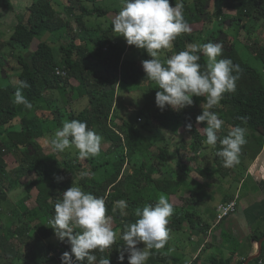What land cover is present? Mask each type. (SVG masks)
<instances>
[{
    "label": "trees",
    "instance_id": "16d2710c",
    "mask_svg": "<svg viewBox=\"0 0 264 264\" xmlns=\"http://www.w3.org/2000/svg\"><path fill=\"white\" fill-rule=\"evenodd\" d=\"M0 1L3 5L13 8L9 0ZM99 1L32 0L26 12L17 15L18 22L4 45L10 47L7 53L10 59L13 58L11 48H22L29 52L17 55L16 64H12L9 58L5 61L6 64L0 58L1 72L4 71L7 77L6 81L0 77V140L2 141L0 204L1 194L11 191L12 188L17 189L18 185L22 186L23 191L28 192L27 187L34 181L23 182V178L31 173L36 174L35 182L38 185L43 182L47 184L51 199L40 191L36 198L37 206L33 209L24 212L16 208L12 210L11 212H14L12 220L10 218L7 227L12 230L9 234H3L5 226L0 220V264H16L17 261L20 262L19 264H61V255L66 251L70 252V244L61 247L60 241L49 240L47 243L46 239L55 235L49 223L54 216L55 203L61 199V193L72 184L104 198L106 216L117 223L113 228L117 233V239L111 248L105 249L104 252L94 250V254L98 260L108 257L111 264H121L118 257L125 248L124 241L120 239L123 222H135L137 219L134 215L135 209L145 204L154 205L161 195L166 196L171 202L170 193L164 192L159 187L153 190V186L162 179L177 182L176 175L179 174L176 168H173L171 173L164 170L163 164L171 161L168 145H161V152L156 158L151 153L149 156H143V152L149 150L154 143L153 140L148 139L143 129L153 132L154 129L165 128L181 138L184 136L177 150L179 153L181 146L186 148L188 146V150L196 155L190 157L191 160L197 159L200 153L203 155L205 149H210L217 163L213 167V174L222 177L230 173V168L224 170L226 167L223 166L222 158L216 156V152L221 147L219 137L215 148L205 144L203 127L207 124L196 121V117L202 114L201 104L204 98L193 97V105L179 111L170 107H165L161 111L155 104L158 86L147 79L141 64V61L148 58H137L134 45H128L126 48V40L113 31L111 23L104 22L102 27L93 22L92 18L95 14L98 15L97 17H107L110 12L106 6L99 4ZM180 2L181 0H169L170 6ZM182 2L183 15L191 27V32L178 35L172 42L171 49H162L161 59L166 60L191 44H203L209 41L222 43V54L219 59L229 58L234 64L240 65L243 71L236 82V90L224 93L219 104L212 111L218 113L226 126L239 125L246 128L251 139L256 141L258 145L256 148L259 147V151L264 150V84L258 70L241 57L237 48L239 36L235 34L241 26L245 29L250 28L249 36L256 34L260 22H264V0H239V4L236 5L239 8L236 15L225 14L226 0H182ZM227 24L230 29L225 28ZM197 25H202V29L197 31ZM97 27H101L98 29L99 33L89 34V37L84 34ZM76 29L84 32L83 36H79ZM36 39L39 41L33 47ZM247 47L250 46L247 44ZM129 49L133 51L132 57H127ZM251 49L255 50L253 53L264 63V45L258 47L254 45ZM199 63L205 65L206 57L201 55ZM57 68H61L66 74H58ZM72 78H76L80 84L73 85ZM22 80L30 85L22 92L32 103L31 110L13 103L14 92ZM118 86L128 87V92L134 97V103L139 107L136 113V122L139 125L130 118L120 120L115 104L117 91L120 89ZM70 87L73 89L72 96L76 104L72 100L67 103L65 101L64 97L70 95ZM48 91L59 93L56 98L48 97L46 94ZM37 103L43 107L41 105L36 107ZM39 108L43 109V112L44 109L49 110L50 113L39 114ZM64 117L85 121L89 128L94 131L100 129L111 139L117 134L122 136L123 133L124 140L120 137L114 143L119 159L113 160L109 155H104L101 160L99 157L102 155V149L98 156L85 158L87 161L85 164L81 158H78L77 151L72 148L70 151L65 150L61 159L60 156L57 157L59 154H47L40 139L50 137L56 129L62 127ZM115 120L118 122L114 126ZM155 121L157 126L154 128ZM187 123L193 125L191 131L185 129ZM186 137L190 138V143L186 142ZM123 141L129 150L128 155L118 151ZM254 151L249 147L242 148L239 163L234 168L239 166L243 172L248 170L251 158L254 160L256 156ZM15 152L17 166H9L8 156L15 155ZM187 159H179L182 165L179 164V167L185 171L190 168L185 165ZM129 165V169L124 170ZM82 172L89 174L82 176ZM56 177L63 179L57 180ZM144 178L150 183L146 188L142 186ZM112 189L116 193L109 194ZM145 189L149 193L148 196L144 194ZM30 196L29 193L28 198ZM125 198L129 199L127 209L130 213L122 217L119 210L113 213L112 207L115 201ZM187 200L189 201L182 205L171 202L174 213L169 217L167 225L170 229L169 239L162 248L151 250L150 257L154 258V264L185 263L172 246L175 244L183 250V246L179 244L182 236L177 234L189 230L190 242H193L191 239L193 233L200 240L208 238L212 224L191 205L192 198ZM228 201L230 199L225 202ZM223 235L227 244L232 234L227 232ZM263 236L264 231L253 235V238L258 241ZM14 238H16L15 242L12 240ZM18 241L19 246L16 245ZM142 246H145L144 243ZM242 246L243 243L234 246L233 253L228 257L211 255L203 258L202 255L200 258L206 261L205 264H232L235 255L241 253ZM189 251L184 250V252ZM124 255L123 264H128L127 253ZM263 257L264 243L263 254L253 262H258ZM247 258L244 257L239 264H244ZM196 262L193 261L192 264Z\"/></svg>",
    "mask_w": 264,
    "mask_h": 264
},
{
    "label": "clouds",
    "instance_id": "9594fccd",
    "mask_svg": "<svg viewBox=\"0 0 264 264\" xmlns=\"http://www.w3.org/2000/svg\"><path fill=\"white\" fill-rule=\"evenodd\" d=\"M121 9L111 21L113 31L125 38L126 43L146 50L151 59L141 61L147 79L155 82V104L163 111L170 107L179 111L193 105V97H203L202 114L196 117L197 123L206 122L203 127L205 144L215 148L218 131L224 125L217 112V106L224 93L236 90V82L242 69L229 58L217 59L222 54L220 42L191 44L185 50L174 53L162 60L161 50L171 49L172 42L181 33L191 32V27L183 15V2L170 6L169 0H121ZM201 55L206 57V64L199 63ZM27 81H20L14 92L13 103L31 110L33 105L22 90L29 88ZM187 123L185 129L192 130ZM246 128L239 125L230 127L227 135L219 139L220 149L216 156L222 158L223 166L234 167L239 163L242 146L247 143ZM47 144L56 152L63 153L74 147L78 158L98 156L101 152L102 137L88 127L85 121L76 119L62 122V127L47 139ZM88 172H82L87 176ZM62 180L63 177H56ZM128 204L124 199L114 202L112 212L120 211L126 216ZM106 203L85 191L79 185H73L61 193V199L55 203L54 216L49 221L54 234L61 241L65 238L70 244V252L61 255V264H111L110 259L100 258L94 250L104 252L116 243L117 233L113 230L106 216ZM174 213V206L169 199L161 195L157 202L137 207L135 222H123L120 239L125 248L118 259L123 264L127 253L128 264H146L152 249H160L169 239L167 227L169 217ZM141 242L144 248H139Z\"/></svg>",
    "mask_w": 264,
    "mask_h": 264
},
{
    "label": "rangeland",
    "instance_id": "374dc122",
    "mask_svg": "<svg viewBox=\"0 0 264 264\" xmlns=\"http://www.w3.org/2000/svg\"><path fill=\"white\" fill-rule=\"evenodd\" d=\"M10 4L13 6V8H10L6 5L2 4V1H0V58H2L3 62L6 63L5 61L8 60V58L10 59V57L7 55V53L10 50L9 46H4L6 41L9 39L12 29L13 27L17 24L18 22V17L17 15L20 13H25L27 10V7L31 4L32 0H9ZM99 4L106 6L110 12L109 15L106 16H100L97 17L98 15H94V17L92 18L93 22L96 25H101L103 27L104 22H108L111 23V19L114 18L115 14H117L122 5H121V0H100ZM239 4V0H226L225 6H224V12L226 15H236L238 12V7H236V5ZM73 26H76V24H73ZM101 27H97L96 29L88 32V33H84L82 32L80 29H76V32L78 33L79 36H83V33L89 37V34H97L100 31L98 30ZM113 28V26H112ZM225 28L230 29V26L227 24L225 26ZM202 29V25H197L196 30H200ZM250 28H242L237 32H235V34H237L239 36V42H238V46L237 47L239 49V52L241 54V57L250 65H252L254 68H256L261 76V80L264 84V63L262 61L261 58H259L258 56H256L253 52L255 51L254 49H251L252 46H262L264 45V22H260V27H258L256 34H254L253 36H249L250 34ZM59 36V33H58ZM222 37V35H221ZM124 38V37H123ZM125 39V38H124ZM39 40H35L33 43V47L37 44ZM95 44V43H94ZM247 44L250 47H247ZM2 48V49H1ZM93 49H95L94 45H93ZM136 51V56L137 58H148L151 59V57L147 54L146 50L144 49H139V48H135ZM11 52H12V56L13 58L10 59L9 61L12 62V64H16L17 63V55H20L21 53H25V52H29L26 49H22V48H18V49H13L11 48ZM162 52H161V57L162 58ZM129 56H133V51H130V49L127 51V57ZM220 57V56H219ZM219 57L217 59H219ZM7 64V63H6ZM6 73L4 71L1 72L0 69V77L4 78L6 81ZM72 82L73 85L77 86L78 84H80V81H78L76 78L73 79L72 78ZM73 87V86H72ZM72 87L69 88V93L70 95H68L65 98L66 103L69 102V100L76 104L73 100V89ZM118 88H120L118 86ZM52 93V94H51ZM48 91L46 94L48 97H57L59 92L53 93ZM51 95V96H50ZM72 97V99H71ZM195 98V96H194ZM141 99V97H140ZM116 109L119 112L120 115V120L122 119H131L132 122L136 123V125H139L136 122V118H137V112L139 111V107L136 106V104L134 103V97L131 95L130 92H128V87L126 88H120L117 91V95H116ZM36 107H41L39 105V103L35 104ZM43 107V106H42ZM43 109L39 108V114L41 113H46L47 115L50 113L49 110L44 109V112L42 111ZM67 119L70 120L69 118L64 117L63 121ZM140 121V120H139ZM118 121L115 120L113 123V125H117ZM155 126H157L156 121L154 122V128ZM222 130V129H221ZM221 130L218 131L217 135H219L221 133ZM95 132L97 134H99L102 137V144H101V149L103 150L102 155H100L101 160L102 157L104 155H109V157H111L113 160H117L119 159V153L116 151V147H115V142H117V139L124 140L125 135H123V133L121 134L122 136H120L119 134H117V136H115L114 138H109L108 136L104 135L100 129H96ZM143 132L147 134L148 139L149 140H153L154 143L151 144L152 146L149 147V150L143 152V156H149V153H151L152 155H154L153 157L156 158L157 155L160 154L161 152V145H168L170 148V158L171 161L170 163L167 164H163L164 165V170L171 173L173 171V168L178 169L179 168V173H181L182 175L184 174L183 171L180 167L179 164L181 165L179 159H185L186 157H194V153L192 151H186L184 148H182L180 150V153H178L177 147L181 144L182 142V138H178L174 136V133L171 132L170 130H167L165 128H161V129H154L153 132H149L146 131L145 129H143ZM247 135V134H246ZM49 138V137H48ZM48 138H41L40 142L42 143V145L45 147V150L47 152V154H59L57 155V157L60 156V159L62 158L63 153H58L56 151H54L48 144H47V139ZM247 143L245 145L242 146V148L247 149L248 147L252 150L250 144V140L251 139H246ZM123 144L121 145V147L118 149L119 152L124 153L125 155L129 154V150L127 149V147L124 145V141L122 142ZM179 144V145H177ZM0 145H2V141L0 140ZM71 149V148H70ZM70 149H67L68 151H70ZM72 149L76 152L77 150L72 147ZM212 151L210 149H205L203 151V157L206 156V159H204L200 154L197 155V159L194 160H190L191 162H194V166H197L199 164H201L200 167L205 168V171L207 173H209V176H203L202 178L199 177V181L197 180L198 176L196 175L195 172H193L191 174V177L189 179V182L187 183V185L189 186V189L191 188L192 184L195 185L194 182H202V183H207L209 184V182L212 180L214 181V179L216 178L214 175L212 176V173L210 172V170H213V167H210L209 164L211 165H215L216 163V159L213 158L212 156ZM16 152L15 155H9L8 156V163L9 166L12 165L13 167L17 166L16 163ZM251 160H253L251 158ZM250 160V162H251ZM82 162L85 164L87 161L84 159H82ZM187 163V160H186ZM182 166V165H181ZM129 166H126L124 170L129 169ZM210 167V169L208 168ZM191 168V167H190ZM10 171L12 173V169L10 168ZM125 171H123L124 173ZM217 176H220L219 174ZM36 178V174L35 173H31L29 176L24 177L23 178V182H28V181H34L32 184H30L27 189L28 192L30 193V198H28V192L23 191L22 186L18 185L19 187L17 189H11V191L7 192V193H2L1 197H2V202L0 204V220L4 223L5 226V230L3 231V234H9L12 230H10L9 228H7L8 222L10 221V218L12 217L14 212H11L12 210H15V208L21 212H24L26 210H31L33 209L35 206H37V202H36V198L37 195L40 191H43L45 193L46 196H49V198L51 199V195H50V189L47 188V184L45 182H43L42 184H37L35 181ZM220 180H226L229 178V175L227 176H222V177H218ZM78 179V178H77ZM22 181V180H21ZM22 184V183H21ZM150 185V183H147L146 179L144 178L143 180V184L142 186L146 188V186ZM160 188L161 190H163L164 192H168L170 193V199L172 203H176L179 202L180 205H182L185 202H188L189 197H187V192H186V187L180 185V183L178 182H174V181H166L164 179L157 181L156 185L154 184L153 186V190H156L157 188ZM109 194L112 193H116V191L114 189L110 190L108 192ZM144 194L146 196H148V191L145 189ZM175 194H178V196H180V198L178 196H176ZM137 196H139L138 194H136ZM134 196V197H137ZM183 196V197H182ZM124 200L127 201V204L129 203V199L125 198ZM19 206V209H18ZM125 211L127 212V214H129V210L125 209ZM12 220V218H11ZM111 226L112 228L115 227V225L117 224L113 219L110 220ZM17 224V223H15ZM185 232L184 236L185 238L186 236ZM17 238V237H16ZM16 238L12 239L16 240ZM49 240L58 242L60 241L56 235H54L53 237L46 239V242L48 243ZM186 239H182L180 241V245H186L188 242H186ZM61 242V241H60ZM167 243V241H166ZM62 245H60L61 247H66L67 241L65 238L64 242H61ZM17 246L20 245V242L18 241L16 243ZM143 243H140L139 245H137V247L139 248H144L145 246H142ZM181 250H177L175 251V253L177 255H179L180 258H185V256H183L180 253ZM212 251H205L203 254V258H206L208 256H210V253ZM213 255H218L220 257L225 256L226 254L224 252H222V248H219L215 251V254L213 253ZM187 260V259H186ZM185 262V261H184ZM20 262L17 261L16 264H19ZM182 263V262H181ZM4 264V263H3ZM42 264V263H41ZM48 264V263H47ZM53 264V263H50ZM146 264H154V258L153 257H149V259L147 260ZM184 264H187L186 262Z\"/></svg>",
    "mask_w": 264,
    "mask_h": 264
},
{
    "label": "crops",
    "instance_id": "0c3cea01",
    "mask_svg": "<svg viewBox=\"0 0 264 264\" xmlns=\"http://www.w3.org/2000/svg\"><path fill=\"white\" fill-rule=\"evenodd\" d=\"M116 34L118 35V33ZM118 36L125 40L123 36ZM126 48H128L127 43ZM226 125L227 124L224 123L222 126L221 133L218 135L219 139H222V136H226L230 130V127ZM246 134V139H251L250 133L246 132ZM174 136L177 137V139L181 138L177 134H174ZM183 137L182 140H184ZM185 140L188 143L191 141L189 137H186ZM250 142L252 150L254 149L256 151H254L256 156L255 159L250 162L248 170L245 172H243L239 166L236 168H230L229 178L222 181V179L220 180L218 178L220 176H215L212 170H210L212 176L214 175L216 177L214 181L211 180L209 184L202 183L201 181L194 182L195 185L192 184L189 189L187 183L189 182L193 172H195L198 176V181L199 177L202 178L203 176H209L210 174L205 171V168L200 167L201 164L194 166V162L190 161V157H186L185 159H189H187V163L185 162V165L190 166L191 168H187V171L184 170L183 175L181 173L176 175V181L180 183V185L186 187L187 197L192 198L193 201L191 200V205L198 209L199 212L202 213L212 224V227L209 230L208 238L205 240H200V238L193 233L191 238L193 242H190L188 240L190 235L189 233H186V238L184 236L185 233L177 234L182 236L179 240V244L182 239H186V242H188L186 245H182L183 250L180 251L183 256L185 255L183 261L187 262V264H192L193 261H197L196 264H205L206 261L203 258H200V256H202L206 250L212 251L210 253L211 256L213 253L215 254L217 249L222 248V252H224L228 257L233 253L234 246L240 243H243L241 253H237L235 255L232 264H239L244 257L247 256L249 258L252 255L259 253V240H255L253 235L264 231V150L260 149L259 151V147L256 148L258 145L254 139H251ZM182 148L188 151V146L187 148L185 146H181V149ZM200 155L202 156V153H200ZM203 158L206 159V156ZM209 165L210 167H214V165ZM210 167L208 168L210 169ZM224 170L227 171V168ZM175 195L178 196V194ZM178 197L180 198V196ZM228 199L237 201V210L220 223H217V207L220 203L225 202ZM173 204L179 205L180 203L176 202ZM188 232L190 231L188 230ZM227 232H230L232 236L226 244L223 233ZM172 246L175 251L182 249L177 247L175 244ZM184 247H186V249H184ZM184 250L190 251L184 252ZM261 254H263V248ZM247 259H245V261ZM253 261L254 259L248 264H264V257L258 262Z\"/></svg>",
    "mask_w": 264,
    "mask_h": 264
},
{
    "label": "built area",
    "instance_id": "2783aa9c",
    "mask_svg": "<svg viewBox=\"0 0 264 264\" xmlns=\"http://www.w3.org/2000/svg\"><path fill=\"white\" fill-rule=\"evenodd\" d=\"M58 74H66L61 68H57ZM238 203L236 200H230L228 202H222L217 207V223H220L225 218L229 217L237 210Z\"/></svg>",
    "mask_w": 264,
    "mask_h": 264
},
{
    "label": "water",
    "instance_id": "95a60500",
    "mask_svg": "<svg viewBox=\"0 0 264 264\" xmlns=\"http://www.w3.org/2000/svg\"><path fill=\"white\" fill-rule=\"evenodd\" d=\"M263 243H264V237H262L258 244H259V253L255 254V255H252L251 257H249L246 261H245V264H248L251 260L255 259V258H258L262 252V248H263Z\"/></svg>",
    "mask_w": 264,
    "mask_h": 264
}]
</instances>
